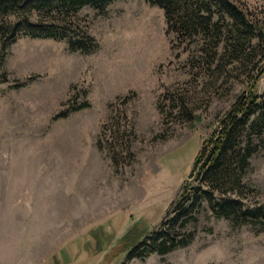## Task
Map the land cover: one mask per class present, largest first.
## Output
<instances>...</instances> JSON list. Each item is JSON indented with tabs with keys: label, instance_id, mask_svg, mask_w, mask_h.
Returning <instances> with one entry per match:
<instances>
[{
	"label": "rangeland",
	"instance_id": "rangeland-1",
	"mask_svg": "<svg viewBox=\"0 0 264 264\" xmlns=\"http://www.w3.org/2000/svg\"><path fill=\"white\" fill-rule=\"evenodd\" d=\"M231 1L264 19V0ZM71 22L94 53L20 35L0 64V264H264V225L217 218L206 204L177 230L184 247L136 259L115 247L130 227L168 219L183 184L196 185L193 160L218 116L249 85L262 96L263 42L221 73L200 55L189 66L194 46L177 47L163 11L142 0L84 7ZM242 178L254 190L244 203L263 204L264 147Z\"/></svg>",
	"mask_w": 264,
	"mask_h": 264
},
{
	"label": "trees",
	"instance_id": "trees-1",
	"mask_svg": "<svg viewBox=\"0 0 264 264\" xmlns=\"http://www.w3.org/2000/svg\"><path fill=\"white\" fill-rule=\"evenodd\" d=\"M113 1L0 0V64L9 45L20 35L32 39L67 40L72 53H94L98 49L97 42L71 21L84 7L103 14ZM142 1L163 11L166 33L173 35L177 47L194 46L188 50L189 66L200 55L207 68L222 73L226 68L223 61L229 60L228 65H232L248 59L253 41L260 40L264 44V19L252 23L231 0ZM218 60L219 65H214ZM175 103L176 109L184 108L182 102ZM88 106L86 101L72 106L56 119ZM157 108L164 115L160 101ZM216 122L210 135L203 138L193 160L189 176L195 174L196 185L183 184L181 195L170 206L168 219L151 230L132 226L119 239L115 247L119 246L120 254L127 259L165 255L186 246L189 241L178 235L177 230H183L194 221V211L202 204H206L217 218L264 225V203H244L254 190L242 180L249 160L264 147V92L258 97L253 85H249Z\"/></svg>",
	"mask_w": 264,
	"mask_h": 264
}]
</instances>
